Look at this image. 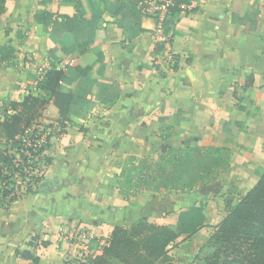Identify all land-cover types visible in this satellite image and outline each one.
<instances>
[{"label":"crops","instance_id":"1","mask_svg":"<svg viewBox=\"0 0 264 264\" xmlns=\"http://www.w3.org/2000/svg\"><path fill=\"white\" fill-rule=\"evenodd\" d=\"M192 2L195 9L181 14L169 42L151 18L142 19L143 32L130 40L114 18L105 16L104 61L121 93L107 94L85 119L71 117L64 134L58 132L59 111L50 98L52 92L34 89L35 80L53 68L48 53L55 47L36 15L46 10L73 16L76 10L66 0L6 2L0 47L11 43L18 53L15 68L0 65V106L22 103L30 94L45 98L48 103L40 118L58 135L53 132L46 151L51 164L34 191L12 203L0 197V264L88 261L103 253L116 228L128 229L142 219L156 218L158 225L176 226L180 214L190 208L173 204L166 215L156 193L141 192L126 199L118 191L108 196L100 189L107 177L121 174L127 159L157 160L163 145L229 149L231 162L219 180L225 191L237 190L233 206L260 181L264 0ZM157 43L175 58L172 65L162 52L155 54ZM57 56L59 70L77 59V55ZM83 60L92 63L94 57ZM96 94L97 89L94 99ZM163 119L173 138L160 137ZM228 212L207 206L205 225L220 224Z\"/></svg>","mask_w":264,"mask_h":264},{"label":"trees","instance_id":"2","mask_svg":"<svg viewBox=\"0 0 264 264\" xmlns=\"http://www.w3.org/2000/svg\"><path fill=\"white\" fill-rule=\"evenodd\" d=\"M0 0L1 17L6 12V2ZM192 0H175L163 21L164 35L169 42L174 37L175 27L182 14V5ZM150 0H66L75 8L73 16H56L46 10L36 15V20L48 31L54 44L49 51L53 68L46 73L38 90L52 92L54 104L59 111L58 125L64 134L71 117L85 119L103 101L107 94L120 95L119 84L112 79L110 66L104 61L103 49L107 45V21L105 16L116 20V25L130 40L143 32L141 21L149 17ZM158 24L156 23V28ZM164 49L157 43L155 54ZM17 50L11 43L0 47V65L4 69L15 68ZM66 57L77 55L74 64L64 70L56 69L57 54ZM92 55L88 63L83 57ZM49 86L47 87V85ZM97 89L95 99L93 93ZM48 100L30 94L22 103H4L0 106V197L15 202L14 174L17 172L15 156L11 151H20L26 132L38 123L41 111ZM37 126V125H36ZM231 151L222 147H187L174 149L161 147L157 160L129 158L122 172L107 177L100 185L108 196L116 191L129 199L141 192L160 193L174 191L190 193L200 187L212 175L226 170L231 162ZM46 165L51 159L45 157ZM30 186L26 194L32 193ZM205 223L202 208H190L182 212L176 226L151 224L142 219L130 228H116L110 244L99 256L91 257L86 264H173L169 248L184 235L193 236ZM211 240L220 245L209 264H264V175L260 181L230 209L218 225ZM249 246L254 253L240 258L243 247ZM225 254V259L220 255ZM232 258V259H230ZM230 259V260H229Z\"/></svg>","mask_w":264,"mask_h":264},{"label":"rangeland","instance_id":"3","mask_svg":"<svg viewBox=\"0 0 264 264\" xmlns=\"http://www.w3.org/2000/svg\"><path fill=\"white\" fill-rule=\"evenodd\" d=\"M167 50L163 49L162 56L164 57V60L172 65V62L175 60V58L170 59V56H167ZM160 52V53H161ZM167 122L165 119L162 120V128L159 130L160 137L164 138L165 136L173 138V130L165 129ZM37 125V126H36ZM48 125L43 123L41 118H39L38 123L34 124L32 128L29 130H33L35 127L41 128H48L53 135V132H56V135H58V132L60 134V128L59 131H53L50 127H47ZM144 133H148V129L144 130ZM62 134V133H61ZM136 134H139L137 132ZM52 138V136H51ZM51 140V139H50ZM50 144V143H49ZM50 146L47 147V150ZM46 150V151H47ZM161 154V153H160ZM46 152H45V156ZM46 159H44V166H41L40 171L43 172L46 168ZM41 172L38 173L37 177L33 179L34 187L41 183L43 180V176L39 175ZM37 174V173H36ZM219 173H216L212 175L210 178L205 180L203 184L198 187L196 190L190 193H180V192H174V191H163L158 194V196H154L156 200H159V203L161 202L162 209L165 208L164 213L168 215V210L173 207V204L177 207H181L180 209L184 207L188 208H202L203 212L205 211V208L207 206H213L214 208L218 209V211H221V208H223L224 211L228 212L233 207V204L235 203V198L237 195V190L233 187L230 188V190H227L225 186L222 184V181L219 180ZM42 177V178H41ZM23 180L22 178L16 179V184L12 186V189L14 190L15 194L16 191L19 189V182ZM29 178L26 179L23 183L27 184L30 183ZM233 185V184H232ZM24 187V186H23ZM139 194V193H138ZM21 194L18 197H23ZM123 195V194H122ZM136 196V195H135ZM239 199V198H237ZM220 209V210H219ZM205 216V213H204ZM160 219V218H159ZM158 218L155 219L154 222L159 221ZM151 224H157L154 222H150ZM168 222V221H166ZM219 224H216V222H212L210 224L205 225L193 236H182L175 245H172L169 248V255L173 259V264H209V259L213 257L214 252L220 248V245H216L214 241L211 240L212 236L217 232V227ZM196 235V236H195ZM254 253L253 250L249 249V246L243 247L241 250L240 258L243 257H250ZM220 258L223 260L225 259V254H221ZM232 259V258H230ZM229 259V260H230ZM249 264V262H248Z\"/></svg>","mask_w":264,"mask_h":264},{"label":"built area","instance_id":"4","mask_svg":"<svg viewBox=\"0 0 264 264\" xmlns=\"http://www.w3.org/2000/svg\"><path fill=\"white\" fill-rule=\"evenodd\" d=\"M174 4L175 0H150L148 4L147 12L150 14L148 18L153 19L155 23L158 24L156 31L162 35H164V18ZM181 9L183 11L182 14H188L195 9V5L191 1L190 4L182 5ZM173 58V56H170V59ZM43 79L44 76H39L35 80V90H38ZM25 134L26 135L22 137L23 145L20 151L18 152L17 150H14L10 152L15 156L16 168L18 169L14 174V184L17 182L16 179H23L19 182V189L16 191L17 196L26 194L30 186L34 187L33 179H35L38 173L41 172V166H44L45 152L52 136L48 128L39 129V127H35L32 131L28 130ZM39 175L42 176V172ZM28 178L30 183L26 186V183L23 182ZM86 262L87 261L79 259L75 260L73 264H86Z\"/></svg>","mask_w":264,"mask_h":264}]
</instances>
